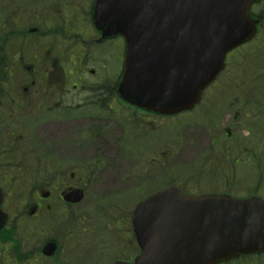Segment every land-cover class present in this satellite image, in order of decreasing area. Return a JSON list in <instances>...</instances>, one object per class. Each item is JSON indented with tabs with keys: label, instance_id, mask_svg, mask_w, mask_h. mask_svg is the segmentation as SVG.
<instances>
[{
	"label": "water",
	"instance_id": "water-1",
	"mask_svg": "<svg viewBox=\"0 0 264 264\" xmlns=\"http://www.w3.org/2000/svg\"><path fill=\"white\" fill-rule=\"evenodd\" d=\"M252 1L98 0V29L105 36L122 34L128 45L122 98L165 115L193 109L224 69L227 54L253 38ZM82 197L76 194L75 200ZM2 200L0 192V230L7 220ZM135 212L143 248L136 264H217L264 241L260 198L189 197L169 188L148 197ZM45 250L52 255L56 249L48 245Z\"/></svg>",
	"mask_w": 264,
	"mask_h": 264
},
{
	"label": "rangeland",
	"instance_id": "rangeland-1",
	"mask_svg": "<svg viewBox=\"0 0 264 264\" xmlns=\"http://www.w3.org/2000/svg\"><path fill=\"white\" fill-rule=\"evenodd\" d=\"M56 1L59 2V0ZM65 2L71 7L70 9L73 11L72 14L78 18H82V14L87 12L89 6V0H79L76 4V0H65ZM67 5H64V7ZM43 8H46V6H43ZM78 22H80L79 27L82 30L80 33L85 34L84 30H89V26L86 22H82L81 20H78ZM114 44L115 47L112 46ZM124 46L125 43L123 39L117 38V40L109 41L108 46L103 50L97 49L96 44L93 46L86 45L85 52L88 51L94 56H111L108 59V66H110L111 70L103 69L102 73H105L104 78L110 77L109 81H112L118 71L117 59L122 62ZM263 48H260V46L253 48L259 60L261 59ZM78 54L81 55V52ZM230 57L231 55L228 56L227 60H229ZM262 57H264V51ZM260 61L257 60L253 71L260 67ZM73 62L77 63L78 61ZM246 65L247 64L244 66L246 67ZM67 68L69 74H71V64H69ZM90 68L96 69L97 67L91 65L88 69ZM85 73L86 70L84 67L81 75L90 81V76ZM244 77L245 76L238 77L239 80L232 84H230L228 78L221 77L220 80L216 82L215 86L206 93L207 104H203L202 108L190 114L191 116L179 118L181 119V125L177 130H172L171 122L167 123L164 129H157V131L153 132H149L147 125L142 126L140 123L136 126L133 125L134 128L131 130L130 123H132L134 119L137 121L142 119L139 116H134V118L128 117L127 120L129 123H126V125L121 124L117 119V125H114L112 128H105V131L97 132L96 130L87 128L83 137H81L82 140L83 138L86 139L83 140V144H75L73 141L69 142L68 145H65L67 148H65L64 151L60 150L58 144H56L53 152L57 151L54 157L57 165L66 167L71 164H78L81 166L82 164L89 163V161L92 162L91 160H101L104 164L103 166L109 170V172H100L93 178V182L88 189L87 200H85L84 204L76 208L75 211H77V214L90 209V206L93 204L94 206L101 205L103 207V212L109 210L113 205L124 206L125 209L121 207L120 211L117 210L113 214L110 213V220L108 223H110V230L113 231L114 223L117 220L123 221L124 224L127 223L129 225L131 219H129V213L133 211L138 201L145 198L150 193L167 187L171 181L176 182L180 180L182 183L188 181L190 182V187L192 186L205 191L214 190L217 182L223 180L222 175L217 176L219 180L212 175L215 170L214 167L220 169L219 173L223 172L225 174V172L227 173L229 171L230 166H228L229 162L227 159L224 162H222V160L214 162L212 158V149L214 146L212 143L214 139H224L225 146L231 144L232 142L225 139L228 130H231L232 137L235 140L234 144L242 142L245 144V149L249 148V150L253 152L260 150L258 156L264 160V148L262 147L264 143L262 144L254 134L256 126L259 125L264 127V123L256 122L254 127H252L254 129L245 128L246 125H250L246 117L234 119L233 116L238 110L234 108L231 109L232 107L228 106V98L224 97L220 99L221 93L225 94L232 88H240ZM259 82L261 87H264V77H262ZM244 94L249 100L247 104L252 103L254 100V91L252 87L245 89ZM110 130L113 132L114 136L109 134ZM78 137L79 136H76V138ZM129 137H132L131 140ZM247 141L248 143H246ZM83 145L86 147L81 148V156L73 158L71 150L77 149ZM219 148L220 147L214 148L213 151L218 152ZM244 152L246 151L241 148L238 149L235 153V157L242 158L243 162L248 163L246 162L248 155L247 153L246 155L243 154ZM164 154L166 155L163 157ZM233 159L234 158H232V160ZM250 162V166L253 165L249 171L251 173L252 168L256 165L258 169V163L260 161L252 159ZM255 172L254 170V173ZM244 174L243 170L237 169V175L243 180ZM66 180L69 181L70 176H68ZM41 181V179L34 180L36 184ZM251 181L253 182V176H251ZM245 185L248 188V186H252L253 184L245 181ZM239 189L242 191L244 190L243 187ZM58 194L57 191L56 193L54 192V199L51 201L57 212L56 216L52 218L48 217L46 207H44L42 218L30 219L27 215H23L19 220L18 236L22 239V242L23 239H26L25 246L22 249L24 251L33 250L35 253L47 238H60L62 250L58 259L59 264L60 262L62 264H112L117 257L120 256L122 249L121 247H116L115 243L121 241L126 248L127 246L125 245L132 237L129 232L130 230H128V232L125 231V233L120 230L117 231L121 236L112 235V248L107 247L105 244H101L100 240H102V238L99 236H97L99 239L93 237L91 241L85 238V234H82L80 245H78L73 238H69V240L65 239L63 238L64 233L60 232L59 226L61 221H66L63 219H68L71 216L68 215L66 217L64 215L66 211L65 204L57 199ZM61 215L62 219L59 220ZM71 221L72 220L62 224V226L70 227ZM100 221L101 219L99 218L93 220L95 224H99ZM50 228H55V231L50 232ZM122 234L124 235L122 236ZM83 238L85 239L83 240ZM36 259L40 261L41 264H55L54 258L45 260L37 256Z\"/></svg>",
	"mask_w": 264,
	"mask_h": 264
},
{
	"label": "flooded vegetation",
	"instance_id": "flooded-vegetation-1",
	"mask_svg": "<svg viewBox=\"0 0 264 264\" xmlns=\"http://www.w3.org/2000/svg\"><path fill=\"white\" fill-rule=\"evenodd\" d=\"M72 13L69 8H58L54 0H0V182L20 178L24 173L23 163L35 159L42 161L43 156L38 153L47 141L54 142L55 138L65 141L69 140L66 136H83L87 128L105 131V128L117 125L116 115L120 113L130 118L141 117L138 123L147 125V129L152 132L166 127L168 117L153 115L116 100L110 77L97 81V94H87L85 98L82 89L88 88V84L79 77L81 86H73V90L79 93H72L69 83L74 80L72 76L78 75L79 64L85 61V56L80 58L76 50L78 31H82L78 20L86 22L89 28L92 25L91 11L84 12L82 18ZM251 15L259 19L260 35L263 34L264 0L253 6ZM107 41L99 35L94 42L104 46ZM109 58L106 56L102 60L92 57L88 61L93 60L95 65L106 70ZM65 62L71 64V74H67ZM254 73V90L259 95H255L253 116L255 121L264 122V89H259V80L261 75L264 76V71L256 70ZM86 110L89 112L85 113ZM133 125L132 122L131 130ZM260 128L258 139L263 144L264 127ZM23 130H28L31 136L22 134ZM109 134L114 136L111 130ZM228 141L233 139L228 138ZM213 145L225 146V140H214ZM228 147L233 152L237 149L233 145ZM215 157L220 161L222 158L227 159L226 154ZM54 170L53 176L57 174L56 168ZM259 184L256 194L264 198V179ZM228 185L226 190L231 193H237L240 187L245 188L243 181L234 178ZM42 202L43 199L39 197L38 207H42ZM9 251L11 258L15 256L14 244ZM220 264H264V252L240 255Z\"/></svg>",
	"mask_w": 264,
	"mask_h": 264
}]
</instances>
